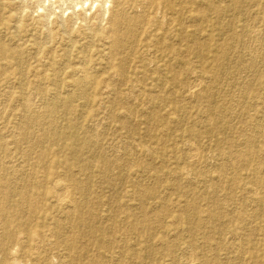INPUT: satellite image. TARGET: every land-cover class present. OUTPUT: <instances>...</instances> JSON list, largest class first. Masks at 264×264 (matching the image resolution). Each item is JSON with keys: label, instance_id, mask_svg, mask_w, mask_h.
I'll return each mask as SVG.
<instances>
[{"label": "rangeland", "instance_id": "obj_1", "mask_svg": "<svg viewBox=\"0 0 264 264\" xmlns=\"http://www.w3.org/2000/svg\"><path fill=\"white\" fill-rule=\"evenodd\" d=\"M113 1L0 0V39L20 53L0 59V177L15 206L0 204V264H264V0H162L171 15L128 0L155 23L135 36L120 24L118 49ZM57 180L74 207L50 202ZM39 226L58 232L41 258L25 232Z\"/></svg>", "mask_w": 264, "mask_h": 264}, {"label": "bare ground", "instance_id": "obj_2", "mask_svg": "<svg viewBox=\"0 0 264 264\" xmlns=\"http://www.w3.org/2000/svg\"><path fill=\"white\" fill-rule=\"evenodd\" d=\"M149 1V3L153 4V5H158L157 2H159V7L158 9H161V6L165 9V11L169 12L170 11V15L172 13V10H171V6L169 3L167 2H164L162 0H147ZM6 2V1H5ZM223 2V1H222ZM113 3L115 4L116 6V16H115V21H114V24L110 29L107 28V30H110L111 32V36L112 38L114 39V46L116 49H118L121 45L124 44V41H123V37L121 35V32L119 31V25L120 24H125L126 25V28H127V31H126V34L127 36H135L136 34V25L138 22H143V26H145V30L148 32L150 30V28L152 26H154V23H155V18L154 16L151 15V17L147 18L146 16H144V14H138L137 12L139 11H135L137 14H134L132 13L133 15H129L128 14V10H131L128 8L129 6V2L128 0H114ZM147 3V2H146ZM180 3V2H179ZM142 4V3H141ZM77 5V4H76ZM145 5V4H144ZM143 9V8H142ZM134 12V11H132ZM140 12H141V9H140ZM144 12V11H143ZM224 12V11H223ZM162 14V13H161ZM169 15V16H170ZM177 15L179 16V18H173V17H168L167 18V23L168 26L170 27H180L181 26V16H182V12L179 11V13H177ZM159 16V15H158ZM163 17V16H162ZM233 17V16H232ZM166 18V17H165ZM234 18V17H233ZM166 21V19H165ZM225 22V21H224ZM223 22V23H224ZM46 25V24H45ZM1 26V25H0ZM20 26V25H19ZM150 28H149V27ZM108 27V25H107ZM169 27V28H170ZM110 28V27H109ZM122 29V28H121ZM69 31V30H67ZM256 31V30H255ZM153 36L155 37H159L158 33H157V30L156 29H153ZM249 32V31H248ZM109 33V31H108ZM232 33V32H231ZM148 34V33H147ZM263 34V33H262ZM258 35V34H257ZM126 36V37H127ZM125 37V36H124ZM262 37V36H261ZM234 38H235V35H234ZM255 38V37H254ZM69 39V38H68ZM2 38L0 39V59L2 60H8V59H17L18 56H19V52L16 50V49H11V48H8L2 41ZM4 40V39H3ZM133 40V39H132ZM137 40V39H136ZM41 41V40H40ZM135 41V40H134ZM11 42V41H10ZM109 42V41H108ZM133 42V41H132ZM136 42V41H135ZM237 43V42H236ZM19 44V42H18ZM40 44V43H39ZM66 46V45H65ZM129 46V45H128ZM127 46V47H128ZM154 46V45H152ZM259 46V45H258ZM69 47V46H68ZM234 47V45H233ZM121 48V47H120ZM255 48V46H254ZM109 49V48H108ZM246 49V48H245ZM84 50V49H83ZM118 51V50H117ZM154 51V50H153ZM264 52V51H263ZM124 53V52H123ZM226 55V53H224ZM223 54V55H224ZM132 55V54H131ZM224 55V56H225ZM79 62V61H78ZM256 62V61H255ZM236 63V62H235ZM242 64V63H241ZM229 65V64H228ZM247 67V66H246ZM82 71H79L80 72V75H82L83 79H79L76 81V85L81 89V91L84 92V86L86 85V83L89 81L87 80L88 77H89V74L88 72L86 71H83L84 67H81ZM86 68V67H85ZM88 68V67H87ZM88 70V69H87ZM186 70V69H185ZM199 72V71H198ZM196 73V72H195ZM194 73V74H195ZM229 73V72H228ZM88 74V76H87ZM164 74V73H163ZM77 75V74H76ZM239 76V75H238ZM247 76V75H246ZM164 77V76H163ZM198 77V76H197ZM210 78V77H209ZM238 79V78H237ZM201 82L203 83V81L201 80ZM188 83V82H187ZM195 83V82H194ZM41 84V83H40ZM192 84V83H191ZM221 84V83H220ZM219 84V85H220ZM233 85V84H232ZM235 85V84H234ZM200 86H201V83H200ZM193 87V86H192ZM197 87V85H196ZM194 87V89L196 88ZM199 87V86H198ZM12 88V87H11ZM193 89V88H192ZM69 90V89H68ZM245 91V90H244ZM251 94V93H250ZM31 95V94H30ZM210 95V92L209 90L206 92V96H209ZM88 97V96H87ZM215 97V96H214ZM226 97V96H225ZM37 98V97H36ZM238 98V96H237ZM249 98V97H248ZM134 99V98H133ZM137 99V98H136ZM135 99V100H136ZM236 99V98H235ZM240 99V98H239ZM129 101V100H128ZM260 101V100H259ZM37 102V101H36ZM203 102V101H202ZM63 103V102H62ZM257 104V103H256ZM27 105V104H26ZM62 105V104H61ZM239 105V104H238ZM241 105V104H240ZM37 106V105H36ZM131 106V105H129ZM27 108H29V105H27ZM54 111V108L53 106H49L47 107V112L48 114H52ZM148 114V113H147ZM210 116V115H209ZM122 117V116H121ZM132 118V117H131ZM211 120V119H210ZM38 121H40V117L39 116H36V115H32L25 123L24 125V131L26 132V134H28L32 127L38 123ZM99 121V120H98ZM210 122V121H209ZM256 125V124H255ZM53 126V125H52ZM108 126V125H107ZM104 127V126H103ZM256 127V126H255ZM250 131V130H248ZM108 132V131H107ZM252 132V131H251ZM257 132V131H256ZM258 133V132H257ZM55 130L54 129H51L50 128V132H49V137L52 138V139H55ZM103 137V136H102ZM255 137V136H254ZM6 138V137H5ZM8 138V137H7ZM9 139V138H8ZM213 139V138H212ZM254 141V140H253ZM89 143V140H86L85 142V145H87ZM137 143V142H136ZM135 143V145H136ZM82 144V143H81ZM134 144V143H133ZM132 144V145H133ZM116 145V144H115ZM129 147V149L131 150V152H134L136 150H138V148L140 147H136V146H132ZM251 145V144H250ZM124 146V145H123ZM139 146V145H138ZM195 145H193L194 147ZM196 147V146H195ZM250 147V146H249ZM121 148V147H120ZM156 148V147H155ZM187 148V147H186ZM190 148V147H189ZM197 149H198V146H197ZM187 150V149H186ZM194 150V149H193ZM192 149L190 150V154L191 156H193L192 152L193 151ZM117 151V150H116ZM196 151V150H195ZM198 151V150H197ZM81 152V151H79ZM88 152V151H87ZM26 153V152H25ZM95 153V152H94ZM93 153V154H94ZM141 153V152H139ZM195 153V152H194ZM197 153V152H196ZM195 153V154H196ZM133 154V153H131ZM130 154V155H131ZM189 154V156H190ZM194 154V155H195ZM198 154V153H197ZM107 155V154H106ZM111 156V154L109 155ZM135 156V155H134ZM188 156V158H189ZM190 156V157H191ZM112 157V156H111ZM115 157V156H114ZM120 157V156H119ZM198 157L197 155L195 156V158ZM128 158V157H127ZM132 158V157H131ZM129 158V159H131ZM134 158V157H133ZM192 158V157H191ZM194 158V157H193ZM224 158V157H223ZM190 159V158H189ZM191 160V159H190ZM121 160L120 159H116L115 160H109L107 159L106 160V164H107V168H106V174L107 175H110V171H111V168L115 165H118L119 162ZM133 161V160H132ZM213 161V160H212ZM128 163H131L130 161H128ZM127 163V164H128ZM209 163V162H208ZM219 164V163H218ZM28 165V164H27ZM121 165V166H120ZM119 166L122 167V164H120ZM7 165H5L6 167ZM229 166V165H228ZM11 167V166H10ZM132 167V166H131ZM214 167V166H213ZM129 168V167H128ZM217 168V167H216ZM11 169V168H10ZM125 170H126V167H125ZM128 170V169H127ZM151 172V171H150ZM260 172V171H259ZM238 173V172H237ZM14 174V173H13ZM8 175H10L8 173ZM12 175V174H11ZM174 175V174H173ZM4 176V175H3ZM20 177V176H19ZM173 177V176H172ZM14 179V178H13ZM139 179V178H138ZM263 180V179H262ZM211 181V180H210ZM25 182V181H24ZM83 182V181H82ZM262 182V181H261ZM9 182L5 179V178H2L0 177V186L4 189L3 192H0V204H2V206L4 207V209L7 211L12 208L13 203L11 202V188H9ZM143 185V184H142ZM189 186V185H188ZM194 186V185H193ZM175 187V186H174ZM69 188L67 186L66 183L62 182V181H55L53 183V185L51 186V188L49 189L48 191V195H49V200L51 203L54 204V207L56 208V206L59 208V209H70L72 206L74 207L76 205V202L72 199V196H71V193L69 195ZM115 188V187H114ZM82 190V192H86L83 188H80ZM169 189V188H168ZM172 189V188H171ZM257 190V189H256ZM13 192V191H12ZM218 192V191H217ZM257 194V192H256ZM259 194V192H258ZM37 195V194H36ZM255 195V194H254ZM162 196V195H161ZM257 198V197H256ZM166 200V199H165ZM220 202V201H219ZM255 204V203H254ZM261 205V204H260ZM227 206V205H226ZM15 207V206H14ZM16 213H18L19 211H17V209L15 208L14 210ZM59 213V212H58ZM74 213V212H72ZM6 214V212H5ZM64 216V215H63ZM70 216V215H69ZM6 217V216H5ZM24 217V216H23ZM159 217V216H158ZM66 218V217H65ZM114 219V218H113ZM0 220H3V218L1 217ZM64 220V219H63ZM158 220V219H157ZM5 221V220H4ZM6 230H5V237H1L0 236V243H3L6 239H7V231H8V227L10 226L11 224V221L10 220H6ZM1 224V223H0ZM69 226V225H68ZM82 226V225H81ZM68 228V227H67ZM71 228V227H70ZM69 229V228H68ZM57 229L54 228H48L46 226H39L37 228H32V227H26L25 229V232L28 234L30 240H31V254L32 255H35L36 257L38 258H41L42 257V254L44 252V250L47 248V247H51V246H55V235L57 236L58 232H56ZM230 237V236H229ZM228 237V238H229ZM239 237V236H238ZM240 242V241H239ZM102 243V242H101ZM49 250V249H48ZM46 252V251H45ZM85 252V251H84ZM192 252V251H191ZM50 253V252H49ZM52 253V252H51ZM69 256V255H68ZM194 256V255H192ZM45 257V256H44ZM77 258V257H76ZM190 258V257H189ZM193 258V257H192ZM111 259V258H110ZM191 259V258H190ZM189 260V259H188ZM213 260V259H212ZM55 261V260H54ZM194 261V260H193ZM56 263V262H55ZM53 264V263H52ZM191 264V263H190Z\"/></svg>", "mask_w": 264, "mask_h": 264}]
</instances>
